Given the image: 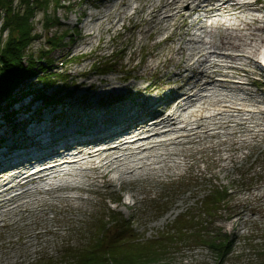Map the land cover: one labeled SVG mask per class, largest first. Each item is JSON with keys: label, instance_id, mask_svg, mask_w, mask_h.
<instances>
[{"label": "rangeland", "instance_id": "obj_1", "mask_svg": "<svg viewBox=\"0 0 264 264\" xmlns=\"http://www.w3.org/2000/svg\"><path fill=\"white\" fill-rule=\"evenodd\" d=\"M120 1L122 0H62V7L56 11V18L60 23L50 24L48 30H45V11L38 10L32 21L35 39L26 49L25 55L39 56L45 51L42 56L52 61L50 71L57 72L58 79H62L56 88L50 89L49 94L55 93L57 88L64 91L63 95L72 90V98L62 102L63 104L54 103L49 106L46 102L31 103L33 96L16 104H3L0 110V124L3 126L0 141L4 143L0 144V155H6L7 150L11 151L12 144L16 143L23 132L36 130V122L31 125L27 122L31 118H37L40 110L45 114L41 119L52 120L59 127L80 111L83 113L82 123L89 126L88 130H94V126L88 124L93 118L108 119L109 110L135 108L139 103H145V99L148 103L154 102L153 108H150L152 104L146 106L152 112L150 115L157 114L158 109L152 110L157 108L163 97L165 100L171 99L169 89L183 84L187 75H194L186 72L179 80L169 76L185 66L184 61L177 63L180 56L176 54L173 55V62L165 65L166 59L171 56L170 48L176 50L181 36H184L183 41L188 38L186 34L190 31V25L181 26L173 40L169 39L173 29L150 37L149 27L153 23L146 13L133 15L130 19L123 15L114 18L121 20L117 30L99 29L98 19L114 10L113 6ZM13 2L14 7L18 8L19 0ZM54 5L53 2L48 9L51 16L54 14ZM258 6H264V0ZM0 8L4 9L6 17V9ZM182 18L178 16V21H182ZM107 25L108 22L104 20L103 27L107 28ZM64 34L66 35L63 36ZM8 37L9 29L4 26L3 21L0 23V38ZM215 38L219 39V36L216 35ZM52 39L56 40L53 44ZM160 52L162 55L158 69L148 72L146 65L151 64L155 55ZM257 58L264 64V46ZM71 59H74L72 64L69 63ZM230 74L249 84L245 85V92L253 93L258 100L264 101V66L250 63L245 69L231 70ZM60 76H67L70 81L66 82ZM102 79L117 83L121 79L124 83H120L121 89L113 93L87 88L88 82L101 83ZM34 82L39 85L38 81ZM27 91L28 88H24L17 99ZM240 94L241 92L238 93ZM153 98L155 101H152ZM146 109L137 112L141 114ZM3 111L8 113L9 119L4 117ZM45 125L50 126L48 123H39L37 126L44 128ZM4 133L5 139H1ZM246 137L250 138L251 135L242 129V133H238L239 143L236 141L231 146L232 139L223 136L222 139L227 141L221 152L210 148L197 152L186 160L182 173L177 169L173 171V175L162 174L148 180L127 183L129 187L136 189L139 200L137 207L130 209L122 204L130 193L127 187L120 186V181L108 184L102 178L95 182L87 179L85 182L90 183L92 190L79 193L85 200L88 199L76 203L79 208L71 207L67 202H54L53 209L47 207L50 209L47 212L49 221L45 225H39L40 229L37 231L44 232L49 227L53 233L34 240L30 245L29 241L19 240L21 227L19 232L14 228L7 230L3 227L1 232L4 237L1 238L0 232V243L1 240L12 241L15 248L0 249V264H42L49 259L51 263L61 264L64 254L71 256L72 252L90 244V238L95 236V225H101L102 233L110 237L114 231L125 230L127 222H131L139 236L157 238L177 214L187 210L196 213V210L204 206L209 194L224 187L230 189V194L212 211L214 214L210 222L212 230L222 229L235 240L224 262L219 263L205 247L188 245L180 247V251L173 249L170 264H264V131L242 144V139ZM218 141L214 137L211 142ZM30 142L27 141V145ZM199 146L192 145V149ZM228 155L233 159L220 161V156ZM123 236L126 237V233ZM7 253L10 254L9 257L3 256Z\"/></svg>", "mask_w": 264, "mask_h": 264}, {"label": "bare ground", "instance_id": "obj_2", "mask_svg": "<svg viewBox=\"0 0 264 264\" xmlns=\"http://www.w3.org/2000/svg\"><path fill=\"white\" fill-rule=\"evenodd\" d=\"M259 1L122 0L112 12L100 17L98 28L109 31L117 30L121 21L114 18L123 15L130 19L146 13L153 23L150 37L173 29L169 35L172 40L181 26L190 25L188 38L183 41L181 36L176 50L170 48L171 56L165 65L173 62L176 54L180 56L177 63L184 61L185 66L169 76L179 80L183 73L194 75H187L183 84L169 89L171 99L162 98L152 110L158 109V113L150 119L139 121L134 115H140L137 110L146 109L145 100L135 108L109 110L108 119L93 118L88 124L94 130L87 129L89 126L82 123L83 113L78 111L61 127L52 120H42L50 126L23 132L12 144V152L0 155V165H5L0 167V232L3 227L19 232L21 227L19 240L29 241L30 245L53 233L49 227L44 232L37 231L39 225L49 221L47 207L52 208L54 202H67L79 208L76 203L88 201L79 193L92 190L87 179L95 182L102 178L108 184L120 181L130 193L122 204L127 209L137 207L136 189L127 183L173 175L177 169L182 173L186 160L197 152L208 148L221 152L227 141L223 136L231 138L233 146L236 141L239 143L242 129L252 139L264 131V101L245 92V85L249 84L230 74L250 63L262 65L257 57L264 46V6H258ZM178 16L183 17L182 21H178ZM104 20L107 28L103 27ZM161 55L156 54L154 61L146 65L148 72L158 69ZM119 82L124 83L121 79ZM120 83L102 79L101 83L88 82L87 88L113 93L121 89ZM106 131L111 132L107 135ZM78 134L85 137L77 138ZM214 137L219 140L217 143L211 142ZM4 138L5 133L1 139ZM250 138H243L242 144ZM27 141L35 145L28 146ZM192 145L200 146L194 150ZM35 154L42 156L30 157ZM227 159L233 157L220 156V161ZM12 247L15 248L12 241L1 240V251Z\"/></svg>", "mask_w": 264, "mask_h": 264}, {"label": "trees", "instance_id": "obj_3", "mask_svg": "<svg viewBox=\"0 0 264 264\" xmlns=\"http://www.w3.org/2000/svg\"><path fill=\"white\" fill-rule=\"evenodd\" d=\"M13 1L0 0V6L6 9L4 26L9 29L7 41L4 43L2 40L4 45L0 46V107L6 101L11 103L15 95L24 88H28L29 92L34 93L39 99L47 100L51 98L47 94L48 90L54 87L57 81L54 80L55 76L49 75L48 67L42 63L45 51L39 56L31 55L27 66L23 63V57L35 39L31 19L39 9H43L47 20L46 30L50 29V24H59L56 11L62 7V0H35V3L31 0H19L18 8L14 7ZM53 2L55 10L51 16L48 9ZM51 41L52 44L56 42L53 39ZM40 74H44L41 77L44 89H33L32 83L29 82ZM60 77L67 79V76ZM60 98V94L52 97L54 101ZM227 195L225 189L209 194L200 210H196V213L193 211L180 213L174 223L169 225L168 231L157 238L136 237L131 227L128 228V240L119 237L108 240L99 235V238H91V243L85 248L72 252L71 256L64 254L61 264H170L173 249L180 251V247L188 245L205 247L218 259L224 258L230 251L232 242L220 229L212 230L210 222L214 214L212 211L224 202ZM97 230L99 231L100 227ZM48 264L53 263L48 260Z\"/></svg>", "mask_w": 264, "mask_h": 264}]
</instances>
